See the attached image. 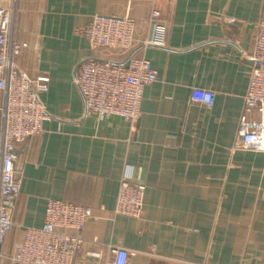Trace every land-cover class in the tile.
Here are the masks:
<instances>
[{"label": "crops", "instance_id": "0c3cea01", "mask_svg": "<svg viewBox=\"0 0 264 264\" xmlns=\"http://www.w3.org/2000/svg\"><path fill=\"white\" fill-rule=\"evenodd\" d=\"M28 44L17 66L48 78L42 134L17 144L22 187L16 226L40 228L50 199L92 208L74 264H264V153L236 149L254 66L262 0H0ZM158 13V17H154ZM96 16L136 21L129 51L92 50L79 31ZM234 20L232 23L230 20ZM146 58L158 81L146 88L133 127L86 114L75 82L86 61ZM211 91V108L192 101ZM254 119L260 120L257 112ZM124 174L144 185V215H115ZM24 231L4 249L11 264Z\"/></svg>", "mask_w": 264, "mask_h": 264}, {"label": "built area", "instance_id": "2783aa9c", "mask_svg": "<svg viewBox=\"0 0 264 264\" xmlns=\"http://www.w3.org/2000/svg\"><path fill=\"white\" fill-rule=\"evenodd\" d=\"M15 24L14 9L0 6V264L6 259L4 249L15 228L23 229L24 239L14 245L11 264H74L84 245L82 231L93 218L91 207L50 199L42 227L25 228L13 221L22 187L21 174L16 168V146L42 134L48 115L40 95L48 90L49 83L48 78L33 81L19 70L17 60L28 44L16 39ZM135 28L136 21L131 17L96 16L79 33L92 50L129 51L134 45ZM158 78V72L146 58L132 57L124 65L104 60L83 62L77 69L75 82L87 115L99 120L121 117L134 127L141 117L144 92ZM192 101L211 108L215 94L195 89ZM255 112L260 120L254 119ZM235 147L264 153V0L257 24L254 66ZM145 189L144 185L134 184L129 174H124L114 214L142 218ZM108 249L113 256L109 264H128V250L115 246Z\"/></svg>", "mask_w": 264, "mask_h": 264}, {"label": "water", "instance_id": "95a60500", "mask_svg": "<svg viewBox=\"0 0 264 264\" xmlns=\"http://www.w3.org/2000/svg\"><path fill=\"white\" fill-rule=\"evenodd\" d=\"M129 59H130V58H129ZM129 59H128V60H129ZM128 60H127V61H128ZM127 61H126V62H127ZM126 62H124V63H121V64H118V65H124Z\"/></svg>", "mask_w": 264, "mask_h": 264}]
</instances>
